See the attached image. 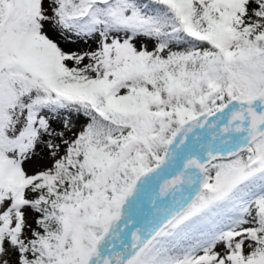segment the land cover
I'll list each match as a JSON object with an SVG mask.
<instances>
[{
  "label": "snow or ice",
  "instance_id": "6c2138e0",
  "mask_svg": "<svg viewBox=\"0 0 264 264\" xmlns=\"http://www.w3.org/2000/svg\"><path fill=\"white\" fill-rule=\"evenodd\" d=\"M0 264H264V0H0Z\"/></svg>",
  "mask_w": 264,
  "mask_h": 264
}]
</instances>
